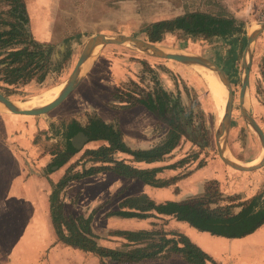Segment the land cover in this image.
Masks as SVG:
<instances>
[{
    "label": "rangeland",
    "instance_id": "1",
    "mask_svg": "<svg viewBox=\"0 0 264 264\" xmlns=\"http://www.w3.org/2000/svg\"><path fill=\"white\" fill-rule=\"evenodd\" d=\"M24 2L29 17L25 29L34 40L47 45L50 57L47 76L43 81H40V77L45 71L34 73L32 78L22 77L16 82H11L6 70V62H3L7 50L0 45L2 55L0 56V92L20 105L35 98H42L51 88L66 85L90 37L100 34L125 35L151 42L148 34L151 25L155 22L172 20L186 12L216 13L221 8L230 13L242 21L243 27L227 37L205 38L177 31L166 34L161 42L154 44L168 51L187 52L205 57L226 72L235 96L228 142L229 158L238 165H251L262 157L263 146L241 112L239 89L242 83L248 33L251 25L264 23V0H211V2L209 0H24ZM9 9V4L5 0H0V33L9 31L12 28L11 24L14 23V20L9 18ZM81 78V82L68 101L47 117L16 115L0 105V119L3 118L4 113L12 117L10 122L12 125H9L11 135H3L2 123L5 121L0 122V143L6 138L7 141H12L13 145L24 143L26 136L20 135V131L23 130L28 133L30 139L35 140L42 152L31 154L43 156V152L48 154L57 150V147L64 146L66 124L71 122L83 124L92 116L106 119L108 117L104 113L107 111L116 121L114 124L119 125L116 120L118 113L127 112L135 107L145 108L140 101H146L150 95L164 91L170 94L164 109L167 113L173 111L174 122H169V118H163L162 111L154 113L157 114L154 130L156 140L154 139L150 144L160 143L173 127L179 128L180 138L177 145L165 158L167 167H174L170 172L172 180L167 182L172 185L173 196L186 200L201 198L200 187L196 182L200 181V173L204 168L209 167L211 172L216 171L218 176L224 175L228 178V173L240 172L224 164L219 155L218 135L223 128L220 112L223 108L226 115L228 91L221 106L218 107L207 83L195 66L155 58L130 47L114 44L106 46L93 63L84 66ZM162 101L164 102V99ZM243 102L264 132V30L259 33L254 45L250 80ZM47 132L57 135H49ZM60 132H63L61 136ZM186 134L192 136L194 140L186 137ZM95 158L84 152L78 155L68 165L72 167L71 175L84 172L91 167H101L103 163ZM117 159H121L120 156H117ZM255 172L260 174L259 181L262 188L259 193L262 194L264 167ZM103 179L71 182L68 189L71 190L73 197L67 203V214L88 215L86 209L92 207L89 205L99 206L112 198L113 195L109 197L108 192L105 194L101 190L105 183ZM109 182L112 186L117 184L114 179ZM206 185L203 197L210 189V192L218 193L221 197V206L228 205L235 198L219 192L220 183L217 181H209ZM238 200L236 199L237 202ZM111 201L109 200V203ZM104 211L100 213L103 216H98L95 231L100 235L101 243L121 246L122 239L114 235V231L120 225L106 220ZM25 216L26 213L23 212L0 211V264L8 263L7 255L11 254L16 246L15 242L21 236L20 226Z\"/></svg>",
    "mask_w": 264,
    "mask_h": 264
},
{
    "label": "crops",
    "instance_id": "2",
    "mask_svg": "<svg viewBox=\"0 0 264 264\" xmlns=\"http://www.w3.org/2000/svg\"><path fill=\"white\" fill-rule=\"evenodd\" d=\"M104 114L108 117H105L106 119L103 118L107 124L116 123L107 111ZM11 118L4 113L3 118L1 117L0 119V122H3L2 120L5 121V123H2L3 135L6 134L8 136L10 134L11 126L9 125H12L10 123ZM116 120L118 121L119 129L124 135L126 144L131 149H149L157 144H150L151 141L156 140L154 130L157 122L156 115L148 109L143 107L132 108L127 112L118 113ZM66 125L63 138L64 146L57 147V150H53L48 154L43 152V156H39V154L34 155L37 151L41 152L40 146L36 144L34 139H30L28 133L23 130L20 131V135L26 136L24 143L13 145V142L7 141V138L4 141L1 140L0 197L3 198H0V211L2 213H26L24 222L20 226L22 227L21 236L15 242L16 246L13 248L11 254L7 255V264H101L96 254L85 252L77 246H70L58 240L52 218V196L57 184L63 178L78 174L71 175L72 167L68 166L74 158L83 154V152L85 154L87 151L108 148L109 142L103 139H91V131H88L89 129L87 128L89 127V121L83 124L71 122ZM61 133L63 134V132H60V136ZM48 134L57 135V133L52 132ZM80 134H84L88 138L83 145L82 139L79 138ZM77 146H81V148ZM32 152L34 153L33 155L31 154ZM117 156H120L121 159H117ZM113 157L115 160L124 161L126 164L141 170L162 168V171L156 175V179L161 182V186H151L137 178H126L111 171L102 172L85 179H89L91 182L95 178H104L105 183L101 190L105 194L108 192L109 197L113 195L112 198L107 199L104 203L99 204V206L90 203L91 205L89 206L92 207L89 209H86L85 206L88 215H69L67 214V203L73 197L71 190L68 189L71 185L70 182L68 187L60 194L61 200L63 199L64 214L66 217L88 218L94 213L91 227L93 232L98 236V239H96L98 246L110 249H125L130 242L122 235L124 232L152 230L165 233L177 232L188 237L193 244L217 264H264V224L245 237L225 238L214 236L208 232L198 231L187 222L178 221L171 216L157 214L154 211L151 213L155 214L156 217L145 219L108 216L110 212L120 211V204L131 197L147 195L156 204L186 200L173 196L172 185L167 183L172 180L171 169L167 168L165 158L160 162L145 163L137 162L132 156L120 152L114 153ZM63 158H66L67 162L59 166ZM95 159L98 160L97 158ZM98 161L102 162V160ZM103 165L105 164L103 163ZM216 167L220 169L217 165ZM228 175L229 178L224 175L218 176L216 171L211 172L209 167L204 168L202 173H200V181L196 182L198 183V187H200V197H203L205 194L207 182L217 181L220 183L219 192L235 197V201L229 202L228 205L247 203L256 198L264 200V193H259L262 188L259 181V173L252 171L228 173ZM113 179L117 183L115 186L109 184V180ZM236 198L239 199L238 202ZM109 200H112L111 203H109ZM243 207L244 205L235 207L234 213H240ZM103 210H105L104 217L106 220L120 225L114 231V235L122 239L123 243L121 246L119 244H117L118 246H109L101 243L102 239L95 231V224L99 217L103 216L100 215ZM167 237L171 238L170 235ZM132 245L134 248L146 247L147 244ZM105 261L108 264H192L185 261L181 255L167 250L158 256L145 258L137 263H111L108 259Z\"/></svg>",
    "mask_w": 264,
    "mask_h": 264
},
{
    "label": "trees",
    "instance_id": "3",
    "mask_svg": "<svg viewBox=\"0 0 264 264\" xmlns=\"http://www.w3.org/2000/svg\"><path fill=\"white\" fill-rule=\"evenodd\" d=\"M5 1L10 6L9 18L14 20V23L11 24L12 28L9 31L0 33V45H3V48L7 50L3 62H6V70L11 77V82H16L22 77L32 78L34 73L45 71L40 77V81H43L47 76L49 48L44 43L34 40L25 29L26 24L29 23V17L24 0ZM209 1L211 2V0ZM242 27V21L220 8L216 13L186 12L172 20L155 22L151 25L148 38L149 41L158 43L163 40L166 34L177 31L189 35H200L205 38L227 37ZM0 56L2 55L0 54ZM169 98V93L161 91L150 95L146 101H140V104L150 112L161 113V109L165 108ZM87 128L88 131H91L92 140L103 139L109 142L108 148H100L85 153L102 160L105 165L98 168L92 167L72 177L67 176L57 184L52 196V218L58 240L70 246H77L85 252L96 254L101 264H108L105 261L107 259L111 263H137L145 258L158 256L165 250L181 255L185 261L192 264H217L193 244L188 237L177 232L165 233L157 230L124 232L122 235L130 242L125 249L98 246L96 242L98 236L91 227L94 213L88 218L65 216L63 199L61 200L60 194L73 180H82L102 172L111 171L126 178H137L151 186H161L156 175L162 171V168L141 170L126 164L124 161L115 160L113 155L120 152L132 156L137 162H160L174 150L180 138L179 128L173 127L166 138L152 148L133 150L126 144L124 135L117 124H107L102 118L92 116ZM66 162V158H63L62 164L60 163L59 166ZM167 168L172 169L174 167L169 166ZM220 198L218 193H212L210 189H208L205 197L181 202L169 201L165 204H156L147 195H141L124 200L120 204L121 210L110 212L108 216L145 219L156 217L155 214L151 213L154 211L157 214L187 222L198 231L225 238L245 237L264 224V200L256 198L247 203L221 206L220 201L222 200ZM232 201H235V198ZM242 205H244L242 211L235 214L234 208ZM168 235L171 238H168ZM132 244L147 245L146 247L133 248Z\"/></svg>",
    "mask_w": 264,
    "mask_h": 264
},
{
    "label": "water",
    "instance_id": "4",
    "mask_svg": "<svg viewBox=\"0 0 264 264\" xmlns=\"http://www.w3.org/2000/svg\"><path fill=\"white\" fill-rule=\"evenodd\" d=\"M263 30H264V23H257L250 26V30L248 33V42H247V47L243 62L242 83L239 89V102L243 116L248 121L250 128L259 138L264 149V132L262 128L258 125L256 120L253 118L250 109L243 102L244 94L250 80L254 45L258 38L259 33ZM114 44H120L130 47L132 49H135L139 52H142L146 55L155 58H162L166 60L176 61L189 66H195V67L202 66L211 70L212 72H215L218 78L226 86L228 91V105H227L226 115L224 117V123L222 126L223 127L222 135L218 145L219 155L221 160L223 161L224 164L240 172H252L264 167V153L258 163H254L251 165H238L237 163L232 162L231 159L229 158L228 142L230 139V132L232 127L235 96L232 88V83L223 69H221L217 64L213 63L211 60L205 57L187 52L168 51L154 43L131 36H125V35L108 36V35L100 34L90 37L76 64L74 72L72 73L70 79L68 80V83L66 84L65 91L50 105L39 109H21L20 104L12 101L11 99L3 95L1 92H0V105L7 111L16 115L31 116V117H39V116L47 117L49 114L59 110L68 101L73 91L77 88V86L81 82L82 79L81 74H82V70H84V66L87 63H93L106 46L114 45ZM94 45H97L96 49L94 51H91ZM186 137L190 138L191 140H194L192 136L188 134H186ZM79 138L82 139V145L88 140V138L84 136V134H80ZM81 146L79 147L77 146V147L81 148Z\"/></svg>",
    "mask_w": 264,
    "mask_h": 264
},
{
    "label": "bare ground",
    "instance_id": "5",
    "mask_svg": "<svg viewBox=\"0 0 264 264\" xmlns=\"http://www.w3.org/2000/svg\"><path fill=\"white\" fill-rule=\"evenodd\" d=\"M97 45H94L92 47L91 51H94L96 49ZM197 71L200 73V75L204 78L205 82L208 85L209 90L211 91V95L213 97V100L216 102L218 107L221 106V103L226 95L227 88L226 86L222 83V81L218 78L217 74L215 72H212L211 70L199 66L196 67ZM66 89V85L63 84L61 86H57L54 88H51L47 90L42 98H35L33 100H30L22 105H20L21 109H39L46 107L53 103ZM222 116V122L221 124L223 125L224 123V115L225 111H223V108L221 109L220 112ZM222 133V132H221ZM219 134V140L221 139V135ZM261 157H259L254 163H258L260 161Z\"/></svg>",
    "mask_w": 264,
    "mask_h": 264
},
{
    "label": "flooded vegetation",
    "instance_id": "6",
    "mask_svg": "<svg viewBox=\"0 0 264 264\" xmlns=\"http://www.w3.org/2000/svg\"><path fill=\"white\" fill-rule=\"evenodd\" d=\"M166 107V106H165ZM162 112H164L163 113V118H169L170 120H169V122H174V117H172V113H173V111H170L169 113H167L166 112V109H164V110H162ZM161 117V116H160Z\"/></svg>",
    "mask_w": 264,
    "mask_h": 264
}]
</instances>
